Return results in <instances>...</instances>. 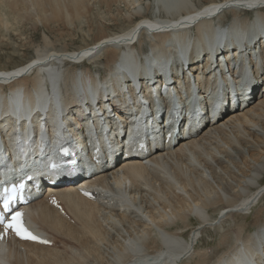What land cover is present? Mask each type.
<instances>
[{
  "label": "bare ground",
  "instance_id": "6f19581e",
  "mask_svg": "<svg viewBox=\"0 0 264 264\" xmlns=\"http://www.w3.org/2000/svg\"><path fill=\"white\" fill-rule=\"evenodd\" d=\"M103 1L129 7L126 15L133 25L121 33H101L93 45L78 51H49L47 41L52 40L47 38L34 59L0 70V117L12 116L0 123L8 124L11 132L0 129L3 148L11 150L15 141L13 153L19 151L20 166L36 180L68 183L24 208L32 226L53 245L11 241L0 252V263L83 264L80 259L88 256L92 261L85 264H264V0ZM87 6V0H0V25L9 31V17L21 19V13L31 12L45 23L71 25ZM207 12L222 14L207 21ZM219 36L231 45H221ZM87 62L89 67H84ZM150 66L175 71L176 83L168 90H174L180 103L193 99L192 78L201 90L196 103L202 96L222 97L216 112L225 117L219 124L212 120L196 136L177 137L174 147L150 153L145 160L120 158L110 165L115 156H104L105 170L86 181L97 192V201H89L72 184L83 175L60 162L50 171L51 155L62 138L70 140L73 121H86L83 112L96 99L115 139L113 113L119 112V100L128 95L137 100L129 83L136 80L149 100L152 89L147 84L155 79ZM181 67H189V75L180 77ZM218 77L225 94L217 86ZM12 78L17 80L7 82ZM150 97L160 111L156 98ZM160 99L166 103L164 96ZM32 112L38 113L28 117ZM158 115L151 119L154 126ZM12 171L11 166L3 177L9 178ZM51 195L66 216L47 204ZM217 212L221 219L212 221ZM250 214L255 229L247 232L243 225ZM229 223L237 233L221 235L220 244L231 245L211 263L209 252L198 248L203 233ZM230 233L234 237L228 243Z\"/></svg>",
  "mask_w": 264,
  "mask_h": 264
},
{
  "label": "rangeland",
  "instance_id": "374dc122",
  "mask_svg": "<svg viewBox=\"0 0 264 264\" xmlns=\"http://www.w3.org/2000/svg\"><path fill=\"white\" fill-rule=\"evenodd\" d=\"M96 2H98L99 5ZM203 2L205 3L207 1L202 0L201 3L204 4ZM87 4H88L87 6L88 9L84 13V15H82L81 17L82 21L81 19H75V20L72 19V21H70L71 25H69L68 22H63V25H64L63 26L61 22H58L59 23L58 24L56 21H53V20L51 21L50 19H49L50 22L45 23L44 19L40 18L39 14L38 13L36 14V12H31L29 14L21 13L19 15L21 19L20 18L17 19V17H14V16L13 17L11 16L12 18L9 17V22L11 24L12 29H9V31H6V29H4L0 25V70H12L34 59L37 55L36 51L38 49H41L42 47L44 48V46L46 45L45 41L47 40V38L48 40H52V41H47L49 42L50 46H51V42L53 44L55 41L53 46L51 47L49 46L50 48L49 51H51V49L57 52H63L65 50L66 51H78V50H82L83 48L93 45L96 42V40L99 39V36L101 35V33L107 34V35L116 34L118 32L121 33L125 30H128L131 27V25H133V23H131L128 20V17L126 15L128 12L127 10H129V7H126L125 5H122L121 7V6H117L119 5L118 3H113V2L105 3L103 0H87ZM119 7L122 9V13L119 11ZM242 12H247V11H242ZM48 14H49V10H48ZM7 15L9 16V14ZM14 19L16 21H14ZM229 20L230 18H227V21ZM41 21H43L42 24H41ZM66 23L69 28L65 27ZM83 66L89 67V63L87 62L86 65H83ZM27 72H28V69L27 71L23 72L24 75H22L21 73L22 77L26 76ZM19 78L21 77H18V79ZM14 79L12 78L8 80L7 82H13ZM219 85L222 88V89L221 88L219 89L223 90L225 94V91L227 89H225V84L220 77H218V80H217V86ZM263 85H264V79H263ZM240 86L245 87V88L247 87L250 89L249 86H246L244 84H241ZM240 86L238 88H240ZM124 91H127V90H124ZM229 91L230 92L232 91L233 94H235L234 88L228 89V92ZM119 92L120 91H117V92L105 91L107 95H114V96L120 95ZM134 92L135 91L133 88V93ZM136 96H137V92H135L134 99H136ZM131 100L133 101V99ZM149 100H152L155 106L154 100L151 99L150 95H149ZM119 102L121 103L122 100L120 99ZM157 106L160 107V104L157 103ZM37 113L38 112H32L29 114L28 117L32 118ZM1 117L8 118L10 116L3 115ZM9 140H10L9 138L6 139V142L8 143ZM262 183H264V180L262 181ZM262 205H264V200L262 201ZM221 216H219L218 212L214 213L212 217L213 219L212 221H214L217 218L219 221V219H221L220 218ZM247 217H248V220H246V222L245 220L243 221L245 222V224L244 225L243 223L241 224L244 226L247 232H251L255 229V226L252 225L254 218L251 214L247 215ZM194 224H196V222H194ZM225 231H230L231 233L235 231L237 233L236 226L232 225V223L223 224L222 226H218L217 229H214V230L208 229L205 231L206 233L205 232L203 233V238L201 239L198 245L199 246L198 248L202 249L203 251L209 252V255H208L209 262L211 263L218 256H220L225 250H227L231 245V244H226V245L220 244V239L222 237L221 235H223ZM231 233H230V242L228 243H231V240H233V237H234L233 235L234 233L233 234ZM62 247L63 246H61V248ZM83 257H84V260L83 258L80 259L79 257L80 262H82L83 264L90 263L92 261V259L89 258L88 256H83Z\"/></svg>",
  "mask_w": 264,
  "mask_h": 264
},
{
  "label": "built area",
  "instance_id": "2783aa9c",
  "mask_svg": "<svg viewBox=\"0 0 264 264\" xmlns=\"http://www.w3.org/2000/svg\"><path fill=\"white\" fill-rule=\"evenodd\" d=\"M222 14V13H221ZM219 14V15H221ZM216 18V15H213L212 16V19H215ZM150 70H151V76L155 79H152L150 80V83L147 84V86H149L151 89H152V93L150 95L154 96L155 98H158L160 100V102L162 104H164L160 99L161 96H164V93H175L174 90H168L169 88V78L172 79L171 81V84H175L176 81L174 80L176 74H175V71L171 70V68L168 69L167 72H164V71H161L160 69H156V68H153L150 66ZM163 73V74H162ZM179 73V71H178ZM164 76L165 80H160L162 77ZM161 77V78H159ZM174 82V83H172ZM133 86L134 88V91L137 92V100L136 102L134 103L131 98L129 97V95L126 97L125 100H123L118 108H119V112L118 110H115L114 113H113V123L115 124V122L118 120V119H121L123 117V106H122V103L127 101V102H131L133 103L132 107H133V111L138 113L140 111V109L145 106L146 104H149L150 105V109H153V105H152V102H150L149 100H147L146 98H144V94L141 92L143 88H140L137 84V81L134 80V82H131L129 83ZM263 88V87H262ZM264 91V88L262 89ZM165 98V96H164ZM165 101V99H164ZM99 108H100V112L102 113V105L99 103ZM162 110L167 113L168 111V105L167 104H164ZM118 112V113H117ZM213 114L210 112L208 116H206V122L209 123L211 125V121L212 120H216V118H218L219 116H215L213 117L212 116ZM104 118V117H103ZM108 121V118H106V122ZM161 121V119H159V122ZM106 124V123H105ZM164 127V126H163ZM168 126H166L165 128H167ZM181 127V126H180Z\"/></svg>",
  "mask_w": 264,
  "mask_h": 264
},
{
  "label": "snow or ice",
  "instance_id": "6c2138e0",
  "mask_svg": "<svg viewBox=\"0 0 264 264\" xmlns=\"http://www.w3.org/2000/svg\"><path fill=\"white\" fill-rule=\"evenodd\" d=\"M5 208H7V204H5ZM23 214L20 212H15L14 215L11 216L10 220H8L5 223V230H11L12 232L15 233V235H17L18 237L22 238V239H29L32 241H37V242H42V243H46L45 241H38V238L33 235L32 233H30L26 227L23 224Z\"/></svg>",
  "mask_w": 264,
  "mask_h": 264
}]
</instances>
